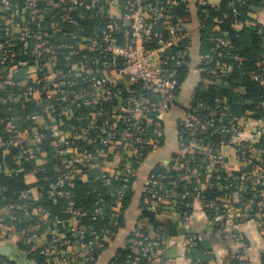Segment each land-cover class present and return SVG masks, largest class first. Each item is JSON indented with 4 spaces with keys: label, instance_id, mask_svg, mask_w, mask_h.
Instances as JSON below:
<instances>
[{
    "label": "built area",
    "instance_id": "2783aa9c",
    "mask_svg": "<svg viewBox=\"0 0 264 264\" xmlns=\"http://www.w3.org/2000/svg\"><path fill=\"white\" fill-rule=\"evenodd\" d=\"M194 1L199 7L208 3ZM250 1L254 0L230 3L236 28L242 26L239 6ZM187 2L0 0V174L4 170L1 157L6 153L52 149L59 155V162L47 188L63 201L68 214V220L54 218L49 239L40 248L36 243L40 237L24 229L35 214L25 203L34 195L33 190L26 186L17 202H8L0 185V202L7 208L4 216L0 213L1 240L24 232L22 242L27 249L36 250L45 264H89L106 245L111 238L110 224L122 215L133 191L136 164L160 145L163 117L178 103L191 61L193 32L184 27L185 14L176 10ZM78 9L95 10L99 27L91 35L73 36L74 43L69 44L50 16L59 15L62 21L74 24L73 13ZM258 25L260 53L255 69L246 74L264 90V17ZM210 41L212 52L231 47L222 37ZM200 59L206 65L211 63L208 55L202 54ZM242 62L241 56H233L234 64ZM234 64L220 61L213 70L216 81L232 72ZM22 70L26 79L19 80L25 82L15 79ZM12 102L22 104L24 111L12 113ZM89 107L92 111L86 112ZM258 107L264 108V99ZM186 111V119L178 128L181 153L168 163L173 173L170 170L147 176L145 208L158 212L159 204L175 203L182 211L181 218L187 221L192 200L199 201L213 212L209 225L217 226L225 241L241 243L238 221L264 217V147L251 154L252 143L237 139L242 125L223 92H218L213 101L194 92ZM86 120L91 122L88 126L83 124ZM255 123L254 137L264 142V122ZM111 151L119 157V167L115 174L98 176L111 187L108 197H99L86 206L75 193L77 173L81 167L90 169L99 159L105 161ZM228 158L250 166L251 171H225ZM16 162L10 176L26 170L20 160ZM174 172L180 173L179 177ZM176 187L179 192L172 196L171 189ZM41 189L42 193L44 187ZM210 192H223L224 197L208 200ZM33 219L36 225L46 222V217L38 213ZM194 234L185 238L188 250L195 245ZM160 240L133 237L128 243L131 254L123 263L113 264H156L166 251ZM223 261L244 262L240 254L229 250ZM0 264L9 263L0 257Z\"/></svg>",
    "mask_w": 264,
    "mask_h": 264
},
{
    "label": "crops",
    "instance_id": "0c3cea01",
    "mask_svg": "<svg viewBox=\"0 0 264 264\" xmlns=\"http://www.w3.org/2000/svg\"><path fill=\"white\" fill-rule=\"evenodd\" d=\"M209 4H212L214 9H219L221 3L224 0H207ZM117 10H112L116 13ZM255 17L260 20L264 17V5L261 7H256L254 9ZM204 13V10H200V7L195 3L194 0H189V8L185 13V23L184 27L193 32L192 43L190 47V65L186 68L184 79L182 81L181 88L178 93V103L168 111L162 121V139L160 145L155 149L147 153L146 157L142 160L140 164H136V177L133 185V196L127 202L124 212L122 213L121 219L112 222L110 226L114 227V234L108 240L106 245L101 248L96 254L93 255L91 263L89 264H110L112 257L119 251L120 248L125 247L131 238L136 236V232L145 228L148 231V236L152 239L160 237L166 245V251L161 254L159 260L156 264H201L200 258L194 255V246L188 250L185 243V238L194 232L196 240H203L206 244H209L211 254L208 260V264H225L223 261V256L227 250L232 253H237L242 256L243 264H262L264 258V217L261 215L256 216L252 219L244 217L241 222L238 221L239 231L241 232V243L227 242L218 232L215 230L214 226L209 225V220L213 216V212L201 206L199 201L192 200V214L189 220H183L180 215L174 212V207L166 205L164 209L159 210L158 220H149L142 216L143 210L145 208L144 199V188L146 186L147 176L150 173H167L170 172V167L168 163L173 157L179 156L181 153V147L178 140V128L179 125L186 119L187 111L186 108L192 101V95L197 89L204 85H212L216 83V79L213 74L210 65H206L200 59L202 54H208V44L210 45V39L203 43L202 33L212 34L215 32L213 24L225 22L228 18L226 12L216 15L210 20V22H202L200 15ZM204 15V14H203ZM53 26L57 29L59 34L67 36L69 44L74 43L72 39L73 36L83 37L91 35L99 27L98 13L93 11H87L85 9H78L73 13L74 20L77 23H66L62 21L61 16H55L52 18ZM208 17V15H207ZM210 23L212 27L210 26ZM213 35V34H212ZM210 36V35H209ZM222 36H217V38ZM223 38V37H222ZM77 42V41H76ZM240 56L239 53H236ZM234 54V55H236ZM259 56V55H258ZM257 56V57H258ZM254 61V65L257 62ZM18 74V73H17ZM16 74V75H17ZM244 74V73H243ZM15 75L17 81H23L26 79V74H24L23 80H19ZM21 79V78H20ZM225 88L231 91L237 96L245 95V88L242 85H233L231 87L226 84ZM260 101L251 102L248 100L241 101V107H235L236 116L240 120L242 125V133L237 138L241 141H249L254 146L251 150V154H256L259 148L264 147V142H259L254 137V132L256 130L255 121L264 122L263 118L256 117V111L260 108L258 107ZM13 104L14 114L22 113L25 107L20 103ZM233 107V106H232ZM234 109V107H233ZM92 111L89 107L86 112ZM79 112L78 114H80ZM90 120L83 122L85 126L90 124ZM52 150L47 149L43 153H35L33 149L28 150V152L23 153V150H13L16 156L10 157V153H6L1 157L3 162L4 170L1 172L0 176L5 177H15L10 176L11 170L16 166V161L14 158L20 160L27 167L24 172H22L24 184L27 188L33 190V196L38 200L37 196L42 193V182L38 173H43L47 175L46 169L44 168V162H51L54 158L52 155ZM119 157L115 155L112 151L108 155L105 161L99 159L94 162L90 169L79 170L77 173V181H89L90 183H97L94 187L95 190L101 197L103 194L100 193V187L105 188L102 182L98 179L105 173L115 174V168L119 167ZM227 168L225 171L232 173L233 171L241 170L243 172L251 171V167L247 166L241 162L227 159ZM173 173V171L171 170ZM176 173V176L180 173ZM226 175V174H225ZM43 176V175H42ZM47 181H49L52 176H46ZM179 177V176H178ZM102 183V184H101ZM114 184L117 185V178H114ZM2 186V184L0 183ZM108 187V192L104 195H108L111 187ZM179 192V187L171 189L170 194L176 196ZM223 192H210L207 194L208 200H215L218 198H223ZM143 198V199H142ZM238 196L235 197L237 201ZM4 202H0L1 215L4 216L7 208ZM43 207L37 209L35 208V214L41 212ZM44 210V209H42ZM37 211V212H36ZM243 210L242 214H246ZM34 214V215H35ZM33 215V218H34ZM46 217V215L42 214ZM31 219L25 225V231L28 234H37L40 240L36 243L41 248L50 236V229L44 228L40 230L41 225H36L34 219ZM216 232H215V231ZM24 232H18L15 236L8 240L0 239V254L6 258L11 264H39V254L36 250H29L27 246L22 242V236ZM26 246V247H25ZM76 248L83 250L80 245H75ZM207 253V252H206Z\"/></svg>",
    "mask_w": 264,
    "mask_h": 264
},
{
    "label": "trees",
    "instance_id": "16d2710c",
    "mask_svg": "<svg viewBox=\"0 0 264 264\" xmlns=\"http://www.w3.org/2000/svg\"><path fill=\"white\" fill-rule=\"evenodd\" d=\"M235 0H224L219 9H214L212 4L207 3L204 6H200V10H204V15H200V19L202 22H210L213 17H215L218 14H221L222 12H226L228 14V18L225 22L220 23H214L213 26L215 29V32L212 34H205L202 33V41L203 43L205 40H208L211 38H217V36H222L224 39H226L230 44L231 47L228 49H222L217 50L215 52L211 51V47L213 43L210 41V45L208 44V56L210 57V66L213 70V67H216L220 63V61H227L229 63H233V56L236 53H239L240 56L243 58V62L241 65H238L237 63L234 64V69L232 72H230L227 76H222L217 78V82L212 85H204L199 87L196 91V95L199 98H206L209 101H213V98L216 97L218 92H223V94L226 96L227 102L232 108L233 113H236L235 107H241V101L248 100L252 103L255 101H262L264 90L256 85L255 83L249 81V78L247 77V72H251L255 69L254 61L257 56L260 53V45L262 42V35L258 32L259 31V18L255 17L254 9L256 7H261L264 5V0H254L247 2L243 6H239L240 11V22L242 23V26L239 28H236L233 25L231 10H230V3H232ZM189 8V0L186 4L181 6L176 10L178 14H185L186 11ZM208 15V17H207ZM210 26L212 27L211 23ZM264 29V27H263ZM210 35V36H209ZM256 64V63H255ZM186 72V71H185ZM244 73V74H243ZM215 75L216 73L213 72ZM226 84H228L229 87L233 85H242L245 88V95L237 96L233 94L231 91H228L227 88H225ZM205 96V97H201ZM234 109H233V107ZM256 117H260L264 119V108H260L255 112ZM49 149V148H48ZM52 150V149H50ZM49 152V151H47ZM26 153V152H23ZM52 153L54 156L53 160L51 162H44V168L46 169V173L48 176H52V178L56 175V165L58 164L59 155L54 154L53 151L49 152ZM15 152H11L9 155L12 157L15 155ZM147 154L143 156V158L146 157ZM142 158V160H143ZM16 161V159H14ZM141 163V162H140ZM139 163V164H140ZM16 165V163H15ZM26 167V166H25ZM27 168V167H26ZM79 170H86V168L81 167ZM43 175V176H42ZM47 175L43 173H38V176L42 179V185L44 187V190L40 196H37L39 198L36 200L34 198L35 196H32L31 198H28L26 200V204H29L31 209L35 210L37 207H43L40 210L41 212H37L38 214H44L46 215V222L42 223V228L40 230H43L44 228L52 229L54 227V218L59 217L60 219L68 220V214L66 210L63 208L64 203L62 200L58 199L57 197L53 196L51 192H49L47 185L48 181ZM0 183L3 186V192L4 195L7 198L8 202H17L19 200L20 192H22L24 189H26V185L23 181L22 174H19L15 177H5L0 176ZM102 184V183H101ZM105 186L104 184H102ZM97 186V183H90L89 181H77V185L75 188L76 196L79 200L82 201V203L86 206H90L96 199L101 197V194L97 192V190L94 189V187ZM105 192H108V187L105 186V188L100 187V193H102L104 197H108V195H104ZM133 196V192H131L126 199V205L127 202L130 200V198ZM143 199V198H142ZM167 205V204H166ZM164 203H161L158 205V209H164L166 206ZM176 204H168V206L174 207V212L180 216H182V211L178 210L175 206ZM158 210V212H159ZM158 212H153L149 209H144L142 216L144 218H147L149 220H158ZM121 216H118L115 221H118L121 219ZM102 224V223H101ZM100 224V226H101ZM105 225L108 226V222L105 221ZM41 225V224H40ZM112 225V224H111ZM24 227V226H23ZM111 227V237L114 234V227ZM214 229L217 230V226H214ZM214 230V231H215ZM216 232V231H215ZM148 236V231L145 230V228L138 230L136 232V236ZM134 236V237H136ZM132 239V238H131ZM165 242L161 239L159 245L163 246ZM26 247V246H25ZM194 255L200 258L201 264H208V260L211 254V250L209 247V244H206L203 240H196L195 239V245H194ZM207 252V253H206ZM131 254V250L129 248V245L127 244L125 247L120 248L119 251L116 252V254L112 257L111 263L114 262H120L123 263V260L125 257L129 256ZM0 257L6 260L4 256L0 254ZM8 261V260H7ZM9 264H11L8 261ZM39 264H45L44 260L39 257L38 259ZM157 263V261H156Z\"/></svg>",
    "mask_w": 264,
    "mask_h": 264
},
{
    "label": "water",
    "instance_id": "95a60500",
    "mask_svg": "<svg viewBox=\"0 0 264 264\" xmlns=\"http://www.w3.org/2000/svg\"><path fill=\"white\" fill-rule=\"evenodd\" d=\"M16 76H17L18 79L24 78V71L22 70V71L18 72V74Z\"/></svg>",
    "mask_w": 264,
    "mask_h": 264
}]
</instances>
